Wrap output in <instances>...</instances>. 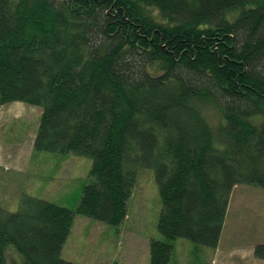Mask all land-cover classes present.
Masks as SVG:
<instances>
[{"label":"trees","instance_id":"trees-1","mask_svg":"<svg viewBox=\"0 0 264 264\" xmlns=\"http://www.w3.org/2000/svg\"><path fill=\"white\" fill-rule=\"evenodd\" d=\"M41 108L33 154L91 159L78 204L0 208V264L61 258L75 215L115 229L141 169L160 198L149 264L219 246L235 186L264 188V0H0V106ZM264 262V243L253 250ZM199 264H209L201 260Z\"/></svg>","mask_w":264,"mask_h":264},{"label":"rangeland","instance_id":"rangeland-1","mask_svg":"<svg viewBox=\"0 0 264 264\" xmlns=\"http://www.w3.org/2000/svg\"><path fill=\"white\" fill-rule=\"evenodd\" d=\"M41 108L23 102L0 106V208L14 212L24 195L75 208L88 182V157L53 153L33 154ZM160 198L152 169H141L127 204V216L115 229L75 215L61 249V258L77 264H149V243L160 239L156 222ZM264 243V188L235 186L215 250L193 254L191 242L178 238L174 254L179 264H264L254 256ZM7 264H22L12 246L5 249Z\"/></svg>","mask_w":264,"mask_h":264},{"label":"crops","instance_id":"crops-1","mask_svg":"<svg viewBox=\"0 0 264 264\" xmlns=\"http://www.w3.org/2000/svg\"><path fill=\"white\" fill-rule=\"evenodd\" d=\"M213 264V263H212Z\"/></svg>","mask_w":264,"mask_h":264}]
</instances>
